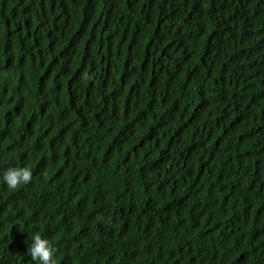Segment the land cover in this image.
Returning a JSON list of instances; mask_svg holds the SVG:
<instances>
[{
	"label": "trees",
	"instance_id": "1",
	"mask_svg": "<svg viewBox=\"0 0 264 264\" xmlns=\"http://www.w3.org/2000/svg\"><path fill=\"white\" fill-rule=\"evenodd\" d=\"M11 167L0 264H264V0H0Z\"/></svg>",
	"mask_w": 264,
	"mask_h": 264
},
{
	"label": "clouds",
	"instance_id": "2",
	"mask_svg": "<svg viewBox=\"0 0 264 264\" xmlns=\"http://www.w3.org/2000/svg\"><path fill=\"white\" fill-rule=\"evenodd\" d=\"M48 127L43 131L46 135ZM32 179V172L27 167L7 168L0 174V181L7 185L8 189L14 190L20 185L28 184ZM27 254L35 264H56L55 256L57 249L40 232H33Z\"/></svg>",
	"mask_w": 264,
	"mask_h": 264
},
{
	"label": "bare ground",
	"instance_id": "3",
	"mask_svg": "<svg viewBox=\"0 0 264 264\" xmlns=\"http://www.w3.org/2000/svg\"><path fill=\"white\" fill-rule=\"evenodd\" d=\"M143 1V0H142ZM70 2V1H69ZM150 5V4H149ZM65 9V8H64ZM237 85V84H236ZM230 86V85H229ZM214 94V93H213ZM205 95V94H204ZM250 114V113H249ZM227 121V120H226ZM248 126V125H247ZM242 132V131H241ZM2 142V141H1Z\"/></svg>",
	"mask_w": 264,
	"mask_h": 264
}]
</instances>
